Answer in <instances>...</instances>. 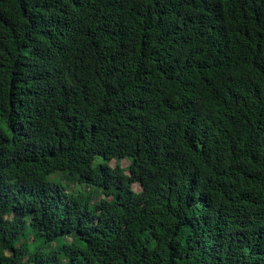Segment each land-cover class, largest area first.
I'll list each match as a JSON object with an SVG mask.
<instances>
[{
  "label": "trees",
  "instance_id": "trees-1",
  "mask_svg": "<svg viewBox=\"0 0 264 264\" xmlns=\"http://www.w3.org/2000/svg\"><path fill=\"white\" fill-rule=\"evenodd\" d=\"M0 264H264V0H0Z\"/></svg>",
  "mask_w": 264,
  "mask_h": 264
},
{
  "label": "rangeland",
  "instance_id": "rangeland-1",
  "mask_svg": "<svg viewBox=\"0 0 264 264\" xmlns=\"http://www.w3.org/2000/svg\"><path fill=\"white\" fill-rule=\"evenodd\" d=\"M117 164V162L115 160H111L109 162V165L111 167H114ZM129 161L127 159H122L119 162V165L123 168L126 169V173H127V168L129 166ZM54 178V177H53ZM67 184L69 185L70 189L75 190L76 192H86V193H91L94 190H96V187L93 185H87V184H81L80 182H77L75 179H69L67 181ZM132 189L135 192H138L140 190V186L138 184H134L132 186ZM105 198L104 193L99 192L96 194L95 196V201L94 202H99L101 199Z\"/></svg>",
  "mask_w": 264,
  "mask_h": 264
}]
</instances>
